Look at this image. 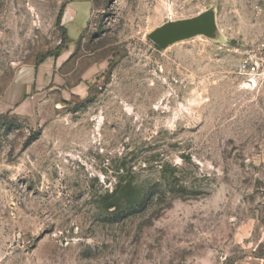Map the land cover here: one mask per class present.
<instances>
[{"label":"rangeland","instance_id":"1","mask_svg":"<svg viewBox=\"0 0 264 264\" xmlns=\"http://www.w3.org/2000/svg\"><path fill=\"white\" fill-rule=\"evenodd\" d=\"M260 7L0 0V100L39 81L0 112V264H264ZM211 8L215 39L148 37Z\"/></svg>","mask_w":264,"mask_h":264},{"label":"water","instance_id":"2","mask_svg":"<svg viewBox=\"0 0 264 264\" xmlns=\"http://www.w3.org/2000/svg\"><path fill=\"white\" fill-rule=\"evenodd\" d=\"M219 28L215 9L202 11L192 17L169 20L151 31L148 37L161 48L196 36L217 38Z\"/></svg>","mask_w":264,"mask_h":264},{"label":"built area","instance_id":"3","mask_svg":"<svg viewBox=\"0 0 264 264\" xmlns=\"http://www.w3.org/2000/svg\"><path fill=\"white\" fill-rule=\"evenodd\" d=\"M259 12L264 13L262 7ZM238 74L244 84L251 85L264 78V36L261 41L252 43L245 51L238 66Z\"/></svg>","mask_w":264,"mask_h":264},{"label":"crops","instance_id":"4","mask_svg":"<svg viewBox=\"0 0 264 264\" xmlns=\"http://www.w3.org/2000/svg\"><path fill=\"white\" fill-rule=\"evenodd\" d=\"M38 82V76L34 74L30 81L26 84V90L23 91L21 90L23 89L22 87L15 86L9 91L5 92V94L2 96L3 98L0 100V112L10 111L11 109H13L18 101L17 97H19L20 95L25 98L26 94L38 88Z\"/></svg>","mask_w":264,"mask_h":264},{"label":"trees","instance_id":"5","mask_svg":"<svg viewBox=\"0 0 264 264\" xmlns=\"http://www.w3.org/2000/svg\"><path fill=\"white\" fill-rule=\"evenodd\" d=\"M61 18H62V11L59 13V16H58V19H57V25H58L60 28L64 29V27H62V25H61ZM66 36H67V35L65 34V35L62 37V42L66 41ZM62 42H61V44H62ZM61 46H62V45H60V47H61ZM127 213H128L127 210L123 211V213H121V215H119L120 213H118V215H117L116 218L125 217Z\"/></svg>","mask_w":264,"mask_h":264}]
</instances>
